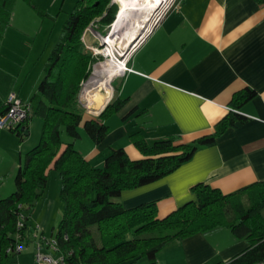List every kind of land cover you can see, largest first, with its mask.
Here are the masks:
<instances>
[{
    "label": "trees",
    "instance_id": "16d2710c",
    "mask_svg": "<svg viewBox=\"0 0 264 264\" xmlns=\"http://www.w3.org/2000/svg\"><path fill=\"white\" fill-rule=\"evenodd\" d=\"M16 1L0 0V44L11 24ZM23 1L37 9L33 0ZM117 11L111 0H77L44 64L37 89L27 100L31 111L23 123L38 116L43 126L39 143L26 152L18 167L15 191L0 199V264H8L11 259L5 250L14 240L20 214L24 215L22 230L28 235L33 231L28 218L45 193L51 171L59 173L60 198L64 203L54 238L60 250L70 252L69 264H134L141 257H146L148 264H157L158 253L171 241L218 228H228L247 246L215 264L263 260L264 180L229 193L198 183L192 188L193 200L163 217L157 215V200L133 207L114 200L124 190L151 184L173 172L190 160L197 149L214 145L228 128L245 122L247 118L239 110L256 96L255 89L245 86L235 91L231 110L213 131L192 141L183 142L174 135L148 142L142 132L135 131L129 138L141 157L132 159L124 147H112L101 167L92 165L76 149L74 142L81 135V127L93 143L102 142L109 132L108 117L127 101L115 96L97 116H92L86 114L79 100L83 83L101 59L86 48L84 32L96 24L104 34ZM7 109L8 104L0 95V115ZM21 124L11 129L18 136L24 132ZM62 131L72 141H63Z\"/></svg>",
    "mask_w": 264,
    "mask_h": 264
},
{
    "label": "crops",
    "instance_id": "0c3cea01",
    "mask_svg": "<svg viewBox=\"0 0 264 264\" xmlns=\"http://www.w3.org/2000/svg\"><path fill=\"white\" fill-rule=\"evenodd\" d=\"M14 21L12 14L0 48ZM128 66L131 70L113 78L114 88L104 106L93 115L86 113L97 116L115 96L127 99L108 117L105 139L99 144L91 139L84 143L81 133V140L75 142L76 149L96 167L103 166L112 147H124L130 158H140L129 138L135 131L142 132L148 142L174 135L189 142L213 131L231 110L235 91L249 86L257 94L239 110L247 120L228 128L214 145L197 149L173 172L151 184L124 190L114 200L125 207L157 200V215L163 217L193 200L192 188L198 183L229 193L264 180V3L179 0L135 50ZM11 91L24 100L21 89ZM27 122L20 126L24 133ZM45 221L35 225L46 233L49 223ZM223 229L171 241L158 253L157 264L228 260L247 243Z\"/></svg>",
    "mask_w": 264,
    "mask_h": 264
},
{
    "label": "rangeland",
    "instance_id": "374dc122",
    "mask_svg": "<svg viewBox=\"0 0 264 264\" xmlns=\"http://www.w3.org/2000/svg\"><path fill=\"white\" fill-rule=\"evenodd\" d=\"M33 1L37 9H34L23 0H18V5L15 3L16 6L13 10L15 21L12 23V31H10L4 45L0 48V95L5 98L12 89H16L17 91L21 89L22 97L27 101L36 91L38 83L44 73V64L57 44L62 34L64 23L73 10L77 0ZM177 1L171 0L170 3L166 4L162 11L157 14L156 19L149 29H151L158 17L164 11L170 9L171 6H174ZM111 2L115 3L118 8V3L114 0H111ZM149 10L146 8L143 9L141 14L137 16V19H144ZM133 16L131 15L130 17ZM112 24L113 22L105 28L107 30L104 34L99 31L96 24H91L84 32L83 41L87 49L92 50L94 54L101 57L95 64L104 62L109 58L112 60L116 59V61L118 60L120 62L124 61V64L128 65L137 46V42L134 45L132 41L137 37L139 32L137 31L130 40L125 42L126 34L121 40L116 36L114 37V43L110 44L106 39L111 32ZM121 74L123 73L120 72L116 76ZM113 78L110 81L112 91L114 88ZM89 79L83 83L82 93L84 88L89 86ZM99 92L103 93L105 91L104 89H100ZM85 106L87 111L85 108L83 109L86 113H96L94 109L89 108L86 101ZM26 125H28L26 129L27 133L23 132L21 136H18L13 130L7 128L0 129V199L8 197L15 191V175L19 165L24 160L26 152L40 141L43 126L42 119L38 116H32L28 119ZM80 130L84 137L83 142L85 143V140L89 142L90 138L85 130L82 127ZM61 137L65 142L72 141L64 131H62ZM80 140H75V142ZM63 210L64 203L60 198L59 173L57 171H51L45 193L36 202L28 218L29 228L34 227L37 222L41 223L42 220L44 221L46 219L45 223H49L47 224L46 234L48 236H54ZM223 230L231 232L229 229L224 228ZM34 253V242L28 240L23 242L22 252L12 259L19 261L21 264H36ZM134 264H148V260L146 257H141Z\"/></svg>",
    "mask_w": 264,
    "mask_h": 264
},
{
    "label": "bare ground",
    "instance_id": "6f19581e",
    "mask_svg": "<svg viewBox=\"0 0 264 264\" xmlns=\"http://www.w3.org/2000/svg\"><path fill=\"white\" fill-rule=\"evenodd\" d=\"M118 3V11L116 13L115 20L112 24V29L107 37L106 41L110 44L114 43V37L118 36L119 39H123L126 34L125 41L130 40L136 32L139 34L132 41L136 42L138 38L144 32L149 31V27L152 25L153 21L156 19L157 14H159L163 7L170 3L171 0H114ZM150 9L146 13L145 18L142 20L137 19V16L141 14L143 9ZM145 14V13H144ZM133 17H130V16ZM149 16V17H147ZM146 29V30H145ZM125 31H127L125 33ZM146 33L143 34L142 38ZM140 38V42L142 40ZM137 41V46L140 43ZM136 46V47H137ZM135 47V48H136ZM127 51V50H126ZM110 53V52H109ZM119 59V58H118ZM120 60V59H119ZM124 61H116V59H107L104 62H99L94 65L92 75L88 81L87 87L83 90V98L88 104L89 108L94 109L97 113L101 107L109 100L112 93V87L110 86V81L118 73L122 72L125 68ZM100 89H104L105 95L101 94ZM96 105V106H94Z\"/></svg>",
    "mask_w": 264,
    "mask_h": 264
},
{
    "label": "built area",
    "instance_id": "2783aa9c",
    "mask_svg": "<svg viewBox=\"0 0 264 264\" xmlns=\"http://www.w3.org/2000/svg\"><path fill=\"white\" fill-rule=\"evenodd\" d=\"M178 2L179 0L174 6H171L170 9H167L158 17L156 23L151 27V32L169 10L177 7ZM146 37H144L140 44L146 39ZM138 47L139 46L135 49ZM129 70H131V67L125 64V68L122 73ZM5 100L8 104V109L4 114L0 115V129L7 128L11 130L16 128L28 118L31 111V105L29 102L23 100L15 91H10ZM79 100L83 108L87 111L82 92L80 93ZM23 220L24 215L20 214L17 221V231L12 235L14 240H12L6 247L5 252L11 256L8 264H21L19 261L12 258H15V256L22 252L23 242L28 240L34 242V259L36 264H69L67 258L70 255V252H63L60 250L54 236H48L45 232H42L39 225H35L32 228L33 231L30 235H27L25 231L22 230V227L24 226ZM252 264H264V259Z\"/></svg>",
    "mask_w": 264,
    "mask_h": 264
},
{
    "label": "water",
    "instance_id": "95a60500",
    "mask_svg": "<svg viewBox=\"0 0 264 264\" xmlns=\"http://www.w3.org/2000/svg\"><path fill=\"white\" fill-rule=\"evenodd\" d=\"M169 11H170V10H169ZM169 11H168V12H169ZM156 21H157V20H156ZM156 21H155V23H156ZM155 23H154V24H155ZM154 24H153V25H154ZM150 30H151V29H150ZM150 30H149V31H147V33H146V35H144V37H146L147 35H149V34L151 33V31H150ZM142 36H143V34H142V35H141V36L138 38V40H137V41H139V40H140V38H142ZM144 37L142 38V40L144 39ZM142 40H141V41H142ZM137 41H136V42H137ZM136 42H134V45H135V43H136ZM139 44H140V43H139ZM138 46H139V45H138ZM25 133H27V131H25Z\"/></svg>",
    "mask_w": 264,
    "mask_h": 264
}]
</instances>
